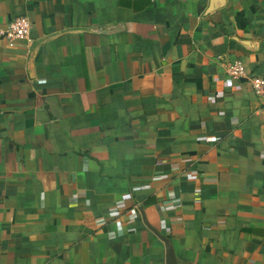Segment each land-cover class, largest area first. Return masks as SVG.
I'll list each match as a JSON object with an SVG mask.
<instances>
[{"label":"crops","instance_id":"obj_1","mask_svg":"<svg viewBox=\"0 0 264 264\" xmlns=\"http://www.w3.org/2000/svg\"><path fill=\"white\" fill-rule=\"evenodd\" d=\"M0 0V264H264V0ZM18 16L28 40L1 31Z\"/></svg>","mask_w":264,"mask_h":264},{"label":"built area","instance_id":"obj_2","mask_svg":"<svg viewBox=\"0 0 264 264\" xmlns=\"http://www.w3.org/2000/svg\"><path fill=\"white\" fill-rule=\"evenodd\" d=\"M30 24L26 17L18 16L13 18L7 27L1 31V35L7 44L17 41L28 40ZM226 74L235 80L244 79L248 82L252 94L257 98L259 108L264 111V76H246L243 66L237 62H230Z\"/></svg>","mask_w":264,"mask_h":264},{"label":"water","instance_id":"obj_3","mask_svg":"<svg viewBox=\"0 0 264 264\" xmlns=\"http://www.w3.org/2000/svg\"><path fill=\"white\" fill-rule=\"evenodd\" d=\"M224 3V0H208V6L205 10V13H208L210 11H212L213 9H216L220 6H222ZM142 215V221L144 223V225L153 232V234L162 242L163 244V248H164V264H182L180 262L177 261L175 255H174V251L172 248V245L170 243V240L168 238H166L165 236H163L162 234L158 233L156 230L152 229L150 226H148L143 218V214Z\"/></svg>","mask_w":264,"mask_h":264}]
</instances>
